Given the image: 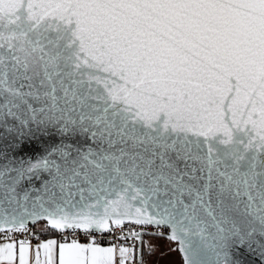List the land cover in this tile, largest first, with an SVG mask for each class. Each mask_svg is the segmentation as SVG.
<instances>
[{
	"label": "water",
	"instance_id": "obj_1",
	"mask_svg": "<svg viewBox=\"0 0 264 264\" xmlns=\"http://www.w3.org/2000/svg\"><path fill=\"white\" fill-rule=\"evenodd\" d=\"M40 222L264 264V0H0V232Z\"/></svg>",
	"mask_w": 264,
	"mask_h": 264
},
{
	"label": "crops",
	"instance_id": "obj_2",
	"mask_svg": "<svg viewBox=\"0 0 264 264\" xmlns=\"http://www.w3.org/2000/svg\"><path fill=\"white\" fill-rule=\"evenodd\" d=\"M133 251L118 245L78 244L47 237L38 244L0 243V264H128ZM142 264H183L177 245L162 236L144 237Z\"/></svg>",
	"mask_w": 264,
	"mask_h": 264
},
{
	"label": "built area",
	"instance_id": "obj_3",
	"mask_svg": "<svg viewBox=\"0 0 264 264\" xmlns=\"http://www.w3.org/2000/svg\"><path fill=\"white\" fill-rule=\"evenodd\" d=\"M168 233L165 228L143 226L139 224H126L112 227L110 231L100 232L79 228L55 231L47 236L38 231L35 226L23 229H12L0 232V243H27L38 244L47 237H56L61 242H75L78 244L118 245L126 243L133 251V256L128 264L143 263V241L147 235L164 236Z\"/></svg>",
	"mask_w": 264,
	"mask_h": 264
},
{
	"label": "trees",
	"instance_id": "obj_4",
	"mask_svg": "<svg viewBox=\"0 0 264 264\" xmlns=\"http://www.w3.org/2000/svg\"><path fill=\"white\" fill-rule=\"evenodd\" d=\"M35 228L38 229V231L40 230V232H42L43 234H46L47 236L53 235L55 233V231L48 228L44 222H40L36 224Z\"/></svg>",
	"mask_w": 264,
	"mask_h": 264
}]
</instances>
